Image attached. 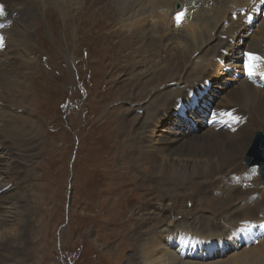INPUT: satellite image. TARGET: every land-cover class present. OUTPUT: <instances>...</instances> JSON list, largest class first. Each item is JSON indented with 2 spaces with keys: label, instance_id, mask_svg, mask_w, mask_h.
Wrapping results in <instances>:
<instances>
[{
  "label": "rangeland",
  "instance_id": "obj_1",
  "mask_svg": "<svg viewBox=\"0 0 264 264\" xmlns=\"http://www.w3.org/2000/svg\"><path fill=\"white\" fill-rule=\"evenodd\" d=\"M215 1L219 0H212ZM26 3L33 10L31 15L26 11L18 19L24 24L25 34L15 46L14 54L18 63H24L27 75L17 87H0V112L14 115L19 125L35 121L39 126L35 142L40 152H32L37 154L28 162L29 155L19 151L24 158L23 170L21 178L15 176L14 183L0 176L2 185H12L10 191L13 185L19 191L24 190L30 203L28 217L32 220L31 230L23 240L13 222L0 226V242L4 237L14 240L10 242L13 250L0 244V264H146V255L150 256L148 264H264L256 259L257 254L264 255V243L242 244L240 238L243 231H263L264 227L249 226L242 217L231 214L229 206L223 209L217 206L214 210L215 203L225 206L224 198L229 200V193L224 196V191L218 189L210 193L213 198H201L194 195L196 182L188 180L176 190L169 180L160 182L164 178L161 172L155 183L152 179L145 182L146 173L140 170L143 166L132 156L135 146L130 147L133 139L141 142L138 157L145 160L144 150L161 135L179 137L190 127L193 136L205 131L211 136L213 131L201 124L200 116L208 114L220 101L221 106L225 105L226 97L238 89L240 79L246 76L236 75L248 73L245 66L248 52L229 66L215 62V68H211L202 66L204 63L197 59L201 55L196 42L175 50L157 41L159 48L147 50L138 41L141 36L137 39L134 32L124 29L115 0ZM176 8L177 5L175 11ZM250 15L256 17L253 23ZM240 16L239 24L249 30L236 36L248 45L260 35L257 24L264 17V3L255 5L246 14L241 11ZM0 57L5 61L4 56ZM194 66L211 70L213 77L201 87V82H195L202 69L193 70L197 77L188 82L195 94L188 100H180L186 101V106H181L183 113L169 112L168 120L157 122L150 129L152 132H147L149 106H153L156 97L150 83L160 81L158 89L164 99L169 95L166 93L171 94L173 88L184 84L183 76ZM228 67L232 68L231 75L224 73ZM260 76L254 71L251 75L254 79ZM255 83L253 86L262 90L263 85ZM122 92L127 93V101L122 99ZM136 104L140 106L135 108ZM165 106L159 105L162 110ZM124 116L131 123V130H123ZM186 122L190 125L186 126ZM20 127L29 131L28 127ZM256 134L243 157L244 165L248 164V157L256 156L251 155ZM156 156H160V161L166 160L162 154ZM11 161L7 157L6 172H13ZM26 168L35 169V175L27 177ZM232 174L230 177L234 178L235 173ZM191 193L193 197L188 203ZM171 205L187 218L173 225V219H169ZM187 207L191 212L185 210ZM257 210L255 206L256 220ZM210 223L212 229L208 228ZM144 231L145 235L141 233ZM197 234L203 237L202 241L207 237L214 241L219 252L205 251L199 246ZM171 239L178 241L172 249L168 246ZM184 243H196L199 247L187 249ZM182 250L193 251L202 258L184 259Z\"/></svg>",
  "mask_w": 264,
  "mask_h": 264
},
{
  "label": "bare ground",
  "instance_id": "obj_2",
  "mask_svg": "<svg viewBox=\"0 0 264 264\" xmlns=\"http://www.w3.org/2000/svg\"><path fill=\"white\" fill-rule=\"evenodd\" d=\"M26 1L27 0H0V6L4 9L3 14L0 15V38H2L0 39V56L5 57V61L0 57V87H17L19 83L22 84L24 78L26 79L27 74L24 71L26 67H24V63L22 64L16 61V55L14 54L15 46L21 43L20 39H23L25 34L23 29L24 24L22 25L18 19H20V16L26 11L31 15L33 10L32 7L27 5ZM115 1L124 29H126L127 32L128 30L134 32L136 35L135 38L137 39L141 36V39L138 41L142 43V45L144 44L147 50H150V48H159L161 45L156 44L157 41L162 42V46H165V48H172L175 50L182 49L190 42L193 44L196 42L198 43L197 52L199 51L198 54L201 55V57L197 59H200V62L204 63L202 66L207 65L211 68H215L214 66H216V63L229 66L232 62H238L246 52L261 57V59L264 60V17L259 25L261 30V32H259L260 35L252 39L251 43L248 45L242 43L236 36V34L240 35L242 32L249 30L243 23L239 24L241 19L240 13L241 11L250 10L255 5V0H219L215 2H212V0ZM177 4H181L180 6H182V9L177 10V6L175 11V5ZM219 5L220 8L217 7ZM210 6L213 8H210ZM207 7L208 10L206 9ZM178 12H183L187 20H181V22L178 23L176 20V14ZM235 14L238 15L236 19L233 18ZM233 20H236V22ZM148 37L149 39H147ZM143 39L146 40V43ZM243 45L245 48L244 52L241 50ZM261 59L256 61L254 67L262 71L264 76V62ZM202 66H194V69L191 68L188 70L186 75L183 76L185 78L184 84L179 88H173L171 94H164L166 95L164 99L162 98L163 93L158 89L160 81H153L150 83L151 87L155 90L156 97L153 100V106H149L150 108L147 114V123L149 124L145 126L147 132L151 133L152 130L150 129H154L157 122L168 120L167 114L169 112L172 111L173 113V111H175L178 115L183 113L181 106H186V101L182 102L180 100H188L192 98V94H195L192 86H190L191 82L188 81L197 77L193 70L200 71ZM207 71L208 70L205 71L202 69L201 77L195 82L197 84L201 82V87L204 82H207V80L214 75L211 70L209 72ZM240 80H242V82L240 81L241 84H239L238 89L233 90L230 95L226 97L225 105L221 106L220 104L222 101H220L218 104L214 105L208 114H204L203 116L201 113L202 116H200V120L203 118L201 124H206L208 127L207 130L211 129V131H213L211 136H208V132L206 131L199 136H193L191 135L190 127L185 134H181L179 137H176L177 135H161V137L154 142V145L144 150V152L146 151L145 160L142 159L143 157L140 159L138 157V146L140 148L142 147L140 144L141 142L133 139L130 147L134 148L135 146L132 156L143 166V169L140 170L146 173L145 182L152 179L151 182L155 183L154 181L159 178L158 173L161 172L164 178H161L162 180L160 182L163 183L165 180H169V182H171L170 184H173V189L176 188V190L180 189L177 186L186 185L188 180L196 182L194 195L197 196L198 194L201 198H210V193L212 191L215 192L221 189L224 191V196L229 193V200L224 198L225 206L224 204H212L214 210L217 206L222 209L229 206L231 214L233 213L234 216L242 217L244 223L246 222L249 226H254L253 224L264 223V174H259L257 169L248 170V166L244 165L242 160H244L243 157L245 152L252 144L254 135L256 134L255 132H257L255 147L251 155H261L264 153L261 152L264 147V90L253 86L248 76ZM138 84L139 81L135 83L136 88H138ZM122 99L127 101L126 92H122ZM131 99L132 98H130V100ZM161 103L167 106H165L166 108L164 110L159 107ZM168 103L171 105L168 106ZM134 106L138 108L140 104ZM2 111L3 112H0V176L5 178L8 182L14 183L16 179L15 176L21 178L20 173H22L21 171L23 170L22 160L24 158L19 151H23L24 154L29 155L28 162H31V159H34V155L37 154H32V152L39 151L37 149V143L35 142V137L38 136L36 132L39 131V126L32 120H30V122L32 121L31 123L19 125L17 123L18 118H13L14 115L12 117L10 113L4 112V110ZM220 116H223V118H219ZM210 123H212V126H209ZM121 124H123V130L128 131L132 128L131 123H129L126 117L122 119ZM188 125H190V122H186V126ZM20 126L24 127V129L28 127L29 131L25 132L26 129L23 131ZM258 131L262 132L260 133ZM134 132L133 130V133ZM141 134L142 132H140V135ZM261 143L263 144L261 145ZM143 146L147 148L148 144L146 145L144 143ZM156 154H162V158L166 160L164 159L165 161H163L162 159L161 163L159 160L160 156L158 157ZM7 157H10L12 160L10 163L13 172H6V169L4 170ZM27 169L28 168H26L27 177L35 175V169H29L28 171ZM232 173H235L234 178L230 177V175H233ZM2 184L3 182L0 180V226L13 222L15 228L19 229L22 233V238H20V236L19 238L23 240L27 232L31 230L30 222L32 220L29 219L31 216L28 217L30 203L27 201L24 190L19 191V187L13 185L10 191L9 189L12 185ZM17 184L18 183H16V185ZM228 188H230V190ZM202 191H205L204 195H201ZM178 194H180V192L177 193V195ZM191 197H193V193L187 197L189 198L188 203L191 202ZM255 206L258 209L257 220ZM185 210L191 212L188 207ZM24 211L27 213H24ZM169 212L171 213L169 219H173V225L177 221L187 218V215L183 212H176V206L171 205V210ZM169 219L168 223L170 224ZM203 222H206V220ZM208 228H213L212 223L209 224ZM12 230L14 229L12 228ZM197 232L200 233L199 230H197ZM141 233L145 235V231ZM140 235L144 236L142 234ZM196 237L200 243L199 246L203 247L205 251L209 249L210 252H219L217 251L215 242L208 237L203 241V237L199 234H197ZM252 237H254L252 243H257L259 239L255 238V236ZM262 237L263 240L258 242L260 244L264 243V236ZM4 238L5 239H2L3 241L0 242V244H6L5 246H7L8 250H13L14 248H11L12 245H10V242H14V240L8 239V237ZM177 242L178 241L175 239H171L169 240L168 246L172 249V246ZM182 245L187 249L190 247H199L196 243L193 245L184 243ZM246 246L249 247L250 245ZM15 251L16 250L13 252ZM185 251L187 250H182V252ZM146 257H148L146 263L148 264L150 256L146 255ZM142 258L144 259V254ZM176 258L178 257L176 256ZM182 258L187 259L186 257ZM256 259L264 263L263 254H257ZM162 261L163 260H161L160 263Z\"/></svg>",
  "mask_w": 264,
  "mask_h": 264
},
{
  "label": "snow or ice",
  "instance_id": "obj_3",
  "mask_svg": "<svg viewBox=\"0 0 264 264\" xmlns=\"http://www.w3.org/2000/svg\"><path fill=\"white\" fill-rule=\"evenodd\" d=\"M3 11H4L3 7L0 6V15L3 14ZM184 15H185V14H184L183 12H178V13L176 14V20H177L178 23L181 22V20H182V18L184 17ZM0 39H2V38H0ZM246 55H247V57H248V61H249V63L246 65V68L248 69V73H249V75L251 76V75L253 74V68H254V65H253L252 62H253V61L260 60L261 57L255 56V55H253V54H251V53H247Z\"/></svg>",
  "mask_w": 264,
  "mask_h": 264
},
{
  "label": "water",
  "instance_id": "obj_4",
  "mask_svg": "<svg viewBox=\"0 0 264 264\" xmlns=\"http://www.w3.org/2000/svg\"><path fill=\"white\" fill-rule=\"evenodd\" d=\"M179 7H180V6H179ZM179 7H178V8H179ZM259 137H261V136H259ZM257 144H258V143H257ZM262 144H263V143H261V145H262ZM261 145H260V146H261ZM261 152H264V147H263V149H262ZM247 163H248L249 166H252V165H254V164H257V165L260 166L261 170L264 171V153L261 154V155H256V156L248 157V159H247Z\"/></svg>",
  "mask_w": 264,
  "mask_h": 264
}]
</instances>
